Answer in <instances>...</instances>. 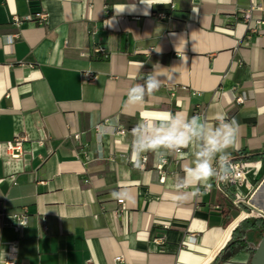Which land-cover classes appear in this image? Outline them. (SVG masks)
Returning a JSON list of instances; mask_svg holds the SVG:
<instances>
[{
	"label": "crops",
	"instance_id": "obj_1",
	"mask_svg": "<svg viewBox=\"0 0 264 264\" xmlns=\"http://www.w3.org/2000/svg\"><path fill=\"white\" fill-rule=\"evenodd\" d=\"M143 2L0 0V264H214L231 239L239 216L214 181L177 201L192 149L145 152L137 167L131 130L169 113L213 125L224 116L240 126L230 158L264 154V0ZM38 11L45 24L15 20ZM156 64L169 79L125 108L129 87ZM17 134L27 137L23 152L7 149ZM246 163L252 204L264 211V158ZM120 187L131 201L113 199Z\"/></svg>",
	"mask_w": 264,
	"mask_h": 264
},
{
	"label": "clouds",
	"instance_id": "obj_2",
	"mask_svg": "<svg viewBox=\"0 0 264 264\" xmlns=\"http://www.w3.org/2000/svg\"><path fill=\"white\" fill-rule=\"evenodd\" d=\"M170 70L159 64L153 65L152 71L143 76V83L129 87L124 107L142 104L146 95L159 91L165 81L160 77L166 76L169 79ZM108 127H114V124ZM106 131L102 126L98 136ZM239 133L237 120H229L224 116H218L215 125L200 116L188 117L182 112L169 113L160 120L141 119L131 130L130 160L134 166L139 167L145 152L151 151L158 159H163L191 148V163L182 168L183 176L176 181L177 201L183 203L202 195V189L206 192L213 181L228 182L233 178L234 167L229 149L237 144ZM111 195L118 201L133 199L132 194L123 187Z\"/></svg>",
	"mask_w": 264,
	"mask_h": 264
},
{
	"label": "built area",
	"instance_id": "obj_3",
	"mask_svg": "<svg viewBox=\"0 0 264 264\" xmlns=\"http://www.w3.org/2000/svg\"><path fill=\"white\" fill-rule=\"evenodd\" d=\"M171 9H174V5H171ZM253 10L254 6L251 5L244 11V19L249 24V26L252 23L253 20ZM156 16L161 19H167L168 18V12L167 11H157ZM37 19L39 23L45 24L47 22L48 14L45 11H38L34 14L28 15L24 18L15 17V20L17 22L25 21V20H33ZM249 30H253V28L250 26ZM97 52H103L104 49L102 47H97ZM105 58H109L108 54L104 55ZM91 74L86 75V79H91ZM237 100L239 102H243V97H238ZM120 132L125 133V130H121ZM76 137H78L76 135ZM27 140L26 136H23L22 134H17L13 141H10L7 143V149L11 151H19L23 152V145L24 142ZM19 154H16L17 156ZM231 162L234 167V173L233 178L228 182H221L216 183L214 181L213 187L220 192L225 199H228L231 197L232 193L235 194L234 197V205L241 209V213L239 215V219H246L248 217H264V215H256L251 214L249 216L243 217L244 212H257V208L252 204V191L254 189V185L249 181L248 174L251 171L250 164L246 163V161H234L231 159ZM141 165V163H140ZM164 167V163L160 165V169L162 170ZM165 177H162V180L164 181ZM120 204L124 203V201H119ZM245 206H249L248 210L245 209ZM17 219L21 221L23 224H27L28 220L26 216H20L16 215ZM163 238L159 239V242H161ZM117 260H121L120 257L117 258Z\"/></svg>",
	"mask_w": 264,
	"mask_h": 264
},
{
	"label": "trees",
	"instance_id": "obj_4",
	"mask_svg": "<svg viewBox=\"0 0 264 264\" xmlns=\"http://www.w3.org/2000/svg\"><path fill=\"white\" fill-rule=\"evenodd\" d=\"M263 158L264 154H251L248 150L244 149L237 152L235 156L230 159L234 161H257ZM234 197L235 194L232 193L231 197L226 199L225 202L231 210H236L234 218H237L241 213V209L234 205ZM245 209L248 210V207H245ZM253 233H258L260 235L261 242L264 235V217H248L242 220L234 229L231 239L217 255L214 264H227L243 252L249 253L250 258L247 264H251V259L260 244V242L258 244L251 243L250 235Z\"/></svg>",
	"mask_w": 264,
	"mask_h": 264
},
{
	"label": "water",
	"instance_id": "obj_5",
	"mask_svg": "<svg viewBox=\"0 0 264 264\" xmlns=\"http://www.w3.org/2000/svg\"><path fill=\"white\" fill-rule=\"evenodd\" d=\"M242 220L243 219H240L239 223ZM251 264H264V235H263V237L261 239V242H260L259 246L256 249V252H255L254 256L251 259Z\"/></svg>",
	"mask_w": 264,
	"mask_h": 264
},
{
	"label": "bare ground",
	"instance_id": "obj_6",
	"mask_svg": "<svg viewBox=\"0 0 264 264\" xmlns=\"http://www.w3.org/2000/svg\"><path fill=\"white\" fill-rule=\"evenodd\" d=\"M255 198V197H254ZM255 206V205H254ZM256 207V206H255ZM257 208V207H256ZM257 211H259L261 214V216H262V214L264 215V211L263 210H260V209H258L257 208ZM246 212H244V214H245ZM246 216H249V215H243V217H246ZM239 221H240V219H238V220H236V221H234L233 223H232V225H231V227H230V230H229V232H228V234H227V236H226V239H225V241L224 242H226V240L230 237V235H231V233H232V231H233V229L237 226V224L239 223Z\"/></svg>",
	"mask_w": 264,
	"mask_h": 264
},
{
	"label": "rangeland",
	"instance_id": "obj_7",
	"mask_svg": "<svg viewBox=\"0 0 264 264\" xmlns=\"http://www.w3.org/2000/svg\"><path fill=\"white\" fill-rule=\"evenodd\" d=\"M251 214H261L259 211H257V212H255V211H253V212H246L245 214H243V215H251ZM263 215V214H262Z\"/></svg>",
	"mask_w": 264,
	"mask_h": 264
}]
</instances>
